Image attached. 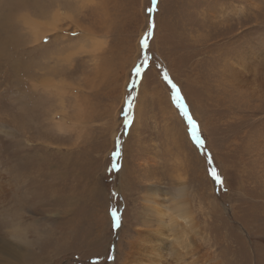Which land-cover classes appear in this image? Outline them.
<instances>
[{
    "label": "rangeland",
    "instance_id": "1",
    "mask_svg": "<svg viewBox=\"0 0 264 264\" xmlns=\"http://www.w3.org/2000/svg\"><path fill=\"white\" fill-rule=\"evenodd\" d=\"M179 184L196 256L264 264V0H0V264H127Z\"/></svg>",
    "mask_w": 264,
    "mask_h": 264
},
{
    "label": "bare ground",
    "instance_id": "2",
    "mask_svg": "<svg viewBox=\"0 0 264 264\" xmlns=\"http://www.w3.org/2000/svg\"><path fill=\"white\" fill-rule=\"evenodd\" d=\"M179 185L175 190H171L169 205H161L158 199L156 201L154 192L143 196L145 204L142 207V220L135 237L129 241V249L125 254L127 264L208 263L206 254L196 256V244L188 238L190 231L197 229L183 200L184 186ZM149 201L154 203L153 209L149 206Z\"/></svg>",
    "mask_w": 264,
    "mask_h": 264
},
{
    "label": "snow or ice",
    "instance_id": "3",
    "mask_svg": "<svg viewBox=\"0 0 264 264\" xmlns=\"http://www.w3.org/2000/svg\"><path fill=\"white\" fill-rule=\"evenodd\" d=\"M154 6H155V0H153V7ZM149 11L151 12L152 9H149ZM142 44L144 46H147V39L146 38L142 41ZM143 63H147V60L145 59L143 61ZM140 75H141V66H136L134 68V76L135 77H139ZM163 75H164V79L171 85V88H172L173 92L176 93V99L179 101L180 97H179V94H178L177 86L171 81V79L168 77L166 72ZM136 83H137L136 80H132L131 81V86L133 88H135ZM132 99H133V97L131 96V94H129V98H128V102H127L128 108H131ZM181 110H182L183 116L187 120V124H188V126L190 128L191 135H192L195 143L198 146L203 147L204 146V141L202 140V137L197 132V127H198L197 123L194 121V119L190 115V112L187 110V107L185 105H181ZM127 122H128V117L125 116V123H127ZM119 155H120L119 150H117L116 152L113 153L114 157L119 156ZM113 167L116 168V167H118V165L114 163ZM212 176L214 177V179H215V181L217 183L222 184L221 177L216 173L215 170H213ZM113 219L118 224L119 217L116 215V211L115 210H113Z\"/></svg>",
    "mask_w": 264,
    "mask_h": 264
}]
</instances>
